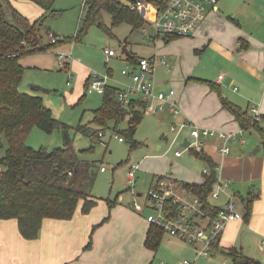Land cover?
<instances>
[{
    "label": "crops",
    "instance_id": "0c3cea01",
    "mask_svg": "<svg viewBox=\"0 0 264 264\" xmlns=\"http://www.w3.org/2000/svg\"><path fill=\"white\" fill-rule=\"evenodd\" d=\"M2 1L5 4L6 14L9 15L8 19H10L7 0ZM9 1L31 20L40 18L45 12L41 6L31 0ZM227 1L230 0H218L217 8H209L206 19L193 35L187 36L189 38L177 40L178 37H162L155 43L147 40L149 44L156 46L159 44L157 52L152 55L158 61L157 66H160L159 79L155 81L156 89L165 92L174 90L173 99L180 109V113L175 114L169 105H165L164 110L148 115L157 114L163 120L172 118L175 124L181 123L180 125L192 119L201 125L200 127L241 131L243 135L242 127L235 116L222 105L219 94L210 85L211 82L219 85L221 90L224 87L227 91L224 96L243 109L250 108L251 100L260 102L262 113H259V116L264 117V0H236V11L229 13L236 23L225 19L221 12L219 3L225 6ZM49 37L47 39H50ZM177 46L180 48L176 49ZM192 48L204 51L197 54L198 57H206L204 64L200 65L199 58L191 54ZM50 51L30 55L42 59V55ZM24 57L21 58V62L26 69L29 66H37L31 61L22 60ZM139 57L146 56L136 54V59ZM215 57L224 61L221 69L217 67L218 62ZM162 61H166L172 67L169 68ZM67 63L68 68L70 63ZM134 63L131 61V65ZM215 67L220 71L215 70ZM89 77L88 75L84 82L85 93H87ZM128 81L129 83L123 88L132 84L131 80L128 79ZM258 84H261L262 88L258 87ZM111 86L116 87L112 84ZM240 86L243 88L241 89ZM32 89L30 91L21 86L22 92L42 97L44 104L50 108L45 100V93L35 87ZM252 94H256L257 97H252ZM135 99L139 100L141 97L138 95ZM246 100H248L247 103ZM181 132L177 131V136ZM258 138L259 141L252 140L250 145L246 139L244 143L238 140L233 141L231 152L226 156L215 154L218 153L217 147L222 144L220 139L209 138L204 141V150L211 148L214 154H207L220 166L218 175L232 179L233 194L236 198L240 197L243 209L240 212L243 218L227 224L220 237L221 251L218 255L199 256L194 246L195 251L190 250V255H186L188 257L197 254L196 264H234L230 257L224 258L225 255L221 253L224 249L231 247L240 249L245 255L258 259L264 264V254L260 249V241L264 238V152L259 135ZM187 139L188 137L183 140L182 145ZM211 140L214 141L210 142ZM190 152L195 155L193 151ZM183 154L175 156L178 158ZM203 162L207 165L205 161ZM137 165V170H140V165ZM131 169L132 166L129 171ZM188 173L193 174L191 171ZM161 178L167 177L163 174H154L155 181L151 187ZM138 179L139 176L136 177V180ZM168 179L177 181L179 185L182 182L201 183L204 181V173L200 181L184 180V177H169ZM243 190L246 196H242L241 191ZM141 195L142 193H138V196ZM250 196H253L255 200L251 216L246 219V201ZM214 203L220 205L215 201ZM98 205L99 202L89 214H83L79 206L74 216L68 220L46 218L39 237L34 240L22 236L16 219H0V264H152L157 261V251H152L145 246L150 223L138 215L143 211L133 208L138 213L135 214L126 207L118 206L112 216L110 215V220H102L106 208L103 210L102 207L99 210ZM177 240L181 241L179 238H174L172 242L177 243ZM90 242L91 246L88 247ZM142 244L146 251L155 253L151 259H145L143 262L138 257L134 260V253H141ZM117 247L122 248L121 253L117 252ZM164 257L169 262L167 264H180L187 258L181 252L176 256L171 257L166 254Z\"/></svg>",
    "mask_w": 264,
    "mask_h": 264
},
{
    "label": "trees",
    "instance_id": "16d2710c",
    "mask_svg": "<svg viewBox=\"0 0 264 264\" xmlns=\"http://www.w3.org/2000/svg\"><path fill=\"white\" fill-rule=\"evenodd\" d=\"M31 1L45 10L36 20L29 19L7 0L10 9L8 19L5 4L0 0V148L3 146L2 137H5L8 144L5 154L0 156V164L3 166L0 171V219H16L22 236L34 240L39 237L46 218L68 220L74 216L79 206L83 214H89L97 206L101 198L94 194V186L99 167L95 161L80 159L68 125L59 126L63 145L58 148L35 149L27 144L28 136L35 127L52 133L58 126V121L53 117L51 109L46 107L42 97L21 91L26 71L21 58L52 50L63 43L78 41L94 24L107 30L103 21L104 11L111 14L114 25L127 22L139 31L145 20L138 10H132L121 0H86L87 13L81 31L74 37H54L53 42L52 39H47L53 31L47 20L59 14L60 11L55 8L58 0ZM146 1L158 3L157 0ZM128 57L135 63L138 60L133 54ZM67 65L68 63L64 68ZM210 85L242 129H257L264 152V128L259 119L249 109H243L227 99L219 85L211 82ZM120 90L108 84L102 106L94 110L93 121L101 129L94 130L91 125H80L77 131L97 141L103 135L102 128H106L110 121H114L115 129H118L119 123L127 118L128 127L123 131L130 139L133 149L140 145L135 134L145 116L147 103L142 99H134L133 109L128 110L117 98ZM92 149L94 145L89 150ZM194 154L207 163L211 173L204 174V181L201 183L182 184L207 200L218 179L215 170L218 163L205 150ZM101 169L102 167L100 171ZM254 200L250 196L246 201V219L251 216ZM115 204L110 202L109 207L112 208ZM207 210L215 217L219 207L208 204ZM165 235L167 234L162 227L150 224L145 246L157 251ZM220 237L212 244L213 252L221 251ZM90 246L91 242L88 244ZM221 253L230 257L234 264H262L260 260L245 255L236 247L224 249Z\"/></svg>",
    "mask_w": 264,
    "mask_h": 264
},
{
    "label": "rangeland",
    "instance_id": "374dc122",
    "mask_svg": "<svg viewBox=\"0 0 264 264\" xmlns=\"http://www.w3.org/2000/svg\"><path fill=\"white\" fill-rule=\"evenodd\" d=\"M85 1L58 0L55 8L60 12L57 17H49L47 23L50 24L53 31L60 35L67 37L76 36L83 28V22L86 17L87 6H85ZM121 1L123 2L124 0ZM219 6L222 9L221 12L224 14V18L236 23L234 18L229 15V13L237 9L236 0L227 1L225 6L219 3ZM103 21L108 27L107 30L94 24L88 28L80 40L60 44L50 52L42 55V59H38L34 55L24 57L22 60L31 61L33 65L37 66H29L26 69L22 87L30 91L33 90L32 87L40 89V92L45 90L42 93H45V100L50 107L49 109H51L53 117L58 121V126L52 133L35 127L28 136L27 144L35 149L47 148L48 150H53L58 148L63 145V137L59 126L62 124L70 126V133L79 152L80 159L95 161L98 164L99 170L94 186V194L101 198L98 205L99 210L102 207L103 210L106 208V213L103 215L102 220H110V215L112 216L113 211L118 206L126 207L130 212L138 214L132 205L135 202L141 205L146 202L145 196L155 181L154 174H163L167 178L184 177V180L200 181L207 165L190 151H184L182 146L183 140L187 137L194 141L191 136L192 127L201 126L192 119L187 121L188 127L184 128L177 136V132L172 133L171 128L175 125L180 127L181 123L176 122L178 124H175L172 118L163 120L157 114H153L154 116L145 114L135 134V139L140 145L133 149H131L130 139L123 131L128 127L127 119L119 123L118 129H115V122L110 121L106 128H102L103 135L97 141L89 135L77 131L80 125H91L94 130L101 129L93 121L94 110L102 106L105 94L97 92L85 93L84 82L88 75L98 74L101 78L106 79L109 85L112 84L118 88H123L129 83V78L123 74V70L131 66V60L128 55L122 53L123 47L127 46L128 52L135 56L137 54L150 58L157 52V47L159 46V44L158 46L149 44L146 37L139 30L133 29L132 25L127 22H119L114 25L113 18L108 12H103ZM49 38L51 39V36ZM185 38L189 37L180 36L177 40ZM162 48L163 46L161 45ZM178 48L180 47L177 46L176 49ZM107 49H114L116 56H108L106 54ZM201 51L203 50L193 49L191 54L197 56ZM60 54L64 56L63 59L59 58ZM157 55L160 56V54ZM198 58L200 65L205 63L206 57ZM215 60L218 62L217 67L221 69V66H224V61L219 57H215ZM67 62L70 65L68 68H64ZM217 67H215V70L220 71ZM159 74L160 66H157L154 74L156 82L159 79ZM237 84L239 85V83ZM257 86L262 88L261 84ZM240 88L242 89L243 86H240ZM224 89L223 87L222 94L226 95L227 91ZM135 97H138V95ZM252 97L255 98L257 95L252 94ZM251 101L250 112H256L258 115L262 113V104L256 100ZM259 123L264 128L263 116H260ZM243 135L249 145L252 140L259 141L257 129L253 127L243 129ZM120 136L124 138V141L119 139ZM2 140L3 146L0 148V156L5 154L8 146L5 137H2ZM213 141L211 140L210 142ZM92 145H94V149L89 150ZM176 151H184L183 156L177 158L175 156ZM206 151L214 154L211 148H207ZM215 154L221 155L219 152ZM133 164L140 165V170L136 171L139 179L135 180L134 183H130L128 172ZM101 167H104L105 171H100ZM2 170L3 166L0 164V171ZM188 171L193 174L188 173ZM231 192L234 193L232 189ZM138 193H142V195L138 196ZM241 193L243 194L242 196H246L244 190ZM236 200L238 202V210H243L240 197L236 198ZM214 201L222 204L224 198L215 199ZM110 202H115L117 205L110 208ZM150 214L157 216L158 213L145 209L142 214L138 215L145 220ZM178 242H169L167 235H165L156 253L157 261L152 264H158L161 261L167 263V258L164 257L166 254L172 257L181 252L187 257L186 254L190 255V250L195 251V247L192 244L182 240ZM180 244L184 249H180L182 247L179 246ZM117 248V252L121 253L122 248ZM140 251L141 253H134V260L138 257L143 262L145 259H151L155 254L152 251H146L143 244L140 246ZM212 254L218 255L219 252L216 253L211 250V256ZM197 258L196 254L185 259L197 260Z\"/></svg>",
    "mask_w": 264,
    "mask_h": 264
},
{
    "label": "built area",
    "instance_id": "2783aa9c",
    "mask_svg": "<svg viewBox=\"0 0 264 264\" xmlns=\"http://www.w3.org/2000/svg\"><path fill=\"white\" fill-rule=\"evenodd\" d=\"M158 3L146 0H124L123 3L128 5L132 10H138L141 14L144 9L142 18L145 24L140 32L150 43H155L158 39L167 36H191L207 17L209 8L216 7L218 0H157ZM52 41L55 38L51 35ZM108 56H116L114 49H107ZM63 59L62 54L59 55ZM155 57H139L137 62L127 69L123 74L128 77L132 84L123 88L118 93V100L128 110H132V101L136 95L147 103L145 114L157 113L169 105L172 112L180 113V109L173 99L174 90L169 92L156 89L154 74L157 66ZM169 68L171 64L162 61ZM222 78V76H220ZM108 83L106 79L101 78L98 74L90 75L86 91L88 93L97 92L104 94ZM254 111H256L254 109ZM256 113V112H254ZM260 118L258 114H254ZM185 122L180 127L172 126V132H180L188 127ZM191 136L194 141L188 138V145H182L184 151L193 152L204 150V141L209 138H218L222 144L217 147V151L226 156L231 152V143L233 141L245 142L242 132L217 130L200 126H193ZM124 141L123 137H119ZM204 139V140H203ZM184 151H176V156H181ZM137 164L132 165L128 178L130 183L136 180ZM102 171L105 168L102 167ZM217 171V182L213 190L207 197V200L198 196L192 190L186 188L183 184L179 185L177 181L168 178L159 179L148 191L145 196L146 202L141 205L134 203L132 207L138 211L150 209L158 214L148 215L147 221L150 224L162 227L169 242L174 238L192 244L196 247L198 255L203 257L211 256L212 244L223 234L229 222L243 218V214L238 211L236 196L231 192L233 181L229 177H220L218 175L220 166L215 168ZM211 169L207 165L204 174H210ZM224 198L220 205L214 203V200ZM208 204L219 207V212L214 217L208 210ZM260 249L264 254V238L260 241ZM158 264H167L161 261ZM180 264H196L195 260L184 259Z\"/></svg>",
    "mask_w": 264,
    "mask_h": 264
},
{
    "label": "water",
    "instance_id": "95a60500",
    "mask_svg": "<svg viewBox=\"0 0 264 264\" xmlns=\"http://www.w3.org/2000/svg\"><path fill=\"white\" fill-rule=\"evenodd\" d=\"M141 14L143 15L144 14V9H142V11H141ZM52 35L54 36V37H59L60 36V34H58L57 32H55V31H52ZM122 53H124V54H129V52H128V50L126 49V46H124L123 47V49H122ZM188 139L185 141V144L184 145H188Z\"/></svg>",
    "mask_w": 264,
    "mask_h": 264
}]
</instances>
